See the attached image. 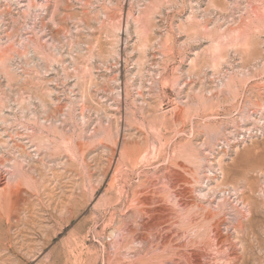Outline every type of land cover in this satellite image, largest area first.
Returning a JSON list of instances; mask_svg holds the SVG:
<instances>
[{
    "label": "rangeland",
    "instance_id": "1",
    "mask_svg": "<svg viewBox=\"0 0 264 264\" xmlns=\"http://www.w3.org/2000/svg\"><path fill=\"white\" fill-rule=\"evenodd\" d=\"M2 141L0 264H264V0H0Z\"/></svg>",
    "mask_w": 264,
    "mask_h": 264
},
{
    "label": "bare ground",
    "instance_id": "2",
    "mask_svg": "<svg viewBox=\"0 0 264 264\" xmlns=\"http://www.w3.org/2000/svg\"><path fill=\"white\" fill-rule=\"evenodd\" d=\"M5 131H7V129H4L3 132H5ZM14 147H16V146H14ZM14 147L13 146L10 147V144L8 143V141H2L0 143V157H2L0 159L1 160L4 159V161L0 162V169L9 176V180L12 183L20 184L23 179H27V180L31 179V171L24 170V168H23L24 159H23V161H20L18 158L6 159V155H5L6 153H4V152L5 151L9 152ZM2 150L4 152H2ZM20 156L23 157V154Z\"/></svg>",
    "mask_w": 264,
    "mask_h": 264
}]
</instances>
